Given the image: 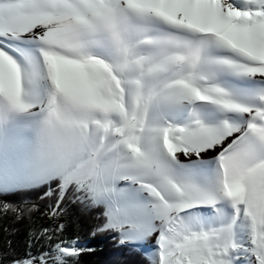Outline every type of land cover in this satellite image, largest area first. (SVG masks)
<instances>
[{
    "label": "snow or ice",
    "instance_id": "6c2138e0",
    "mask_svg": "<svg viewBox=\"0 0 264 264\" xmlns=\"http://www.w3.org/2000/svg\"><path fill=\"white\" fill-rule=\"evenodd\" d=\"M44 186L149 264H264V0H0V197Z\"/></svg>",
    "mask_w": 264,
    "mask_h": 264
},
{
    "label": "trees",
    "instance_id": "16d2710c",
    "mask_svg": "<svg viewBox=\"0 0 264 264\" xmlns=\"http://www.w3.org/2000/svg\"><path fill=\"white\" fill-rule=\"evenodd\" d=\"M46 190L47 186H44L0 197V200L20 204L25 209L21 218H14V213L0 216V264H10L29 249L36 252L50 243L69 238L78 240L83 246L79 264H149V257L143 251L129 252L116 233L95 231L103 220L100 209L88 207L72 196H67L60 205L58 214L62 220L50 224L48 217L56 196L44 197Z\"/></svg>",
    "mask_w": 264,
    "mask_h": 264
},
{
    "label": "rangeland",
    "instance_id": "374dc122",
    "mask_svg": "<svg viewBox=\"0 0 264 264\" xmlns=\"http://www.w3.org/2000/svg\"><path fill=\"white\" fill-rule=\"evenodd\" d=\"M56 216H58V215H56ZM140 250L143 251L144 255H146L149 258L153 254V247L152 246L145 245Z\"/></svg>",
    "mask_w": 264,
    "mask_h": 264
},
{
    "label": "built area",
    "instance_id": "2783aa9c",
    "mask_svg": "<svg viewBox=\"0 0 264 264\" xmlns=\"http://www.w3.org/2000/svg\"><path fill=\"white\" fill-rule=\"evenodd\" d=\"M58 216H53L52 214L49 215L48 217V221L50 224H57L62 220V217L60 216V214H57Z\"/></svg>",
    "mask_w": 264,
    "mask_h": 264
}]
</instances>
